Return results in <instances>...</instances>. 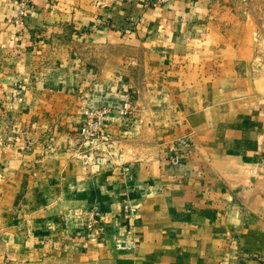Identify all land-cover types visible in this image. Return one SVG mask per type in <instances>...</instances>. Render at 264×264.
Instances as JSON below:
<instances>
[{
	"label": "crops",
	"instance_id": "0c3cea01",
	"mask_svg": "<svg viewBox=\"0 0 264 264\" xmlns=\"http://www.w3.org/2000/svg\"><path fill=\"white\" fill-rule=\"evenodd\" d=\"M33 2L0 0V263L264 264L260 28L231 0Z\"/></svg>",
	"mask_w": 264,
	"mask_h": 264
},
{
	"label": "built area",
	"instance_id": "2783aa9c",
	"mask_svg": "<svg viewBox=\"0 0 264 264\" xmlns=\"http://www.w3.org/2000/svg\"><path fill=\"white\" fill-rule=\"evenodd\" d=\"M16 6L19 8L20 15L18 17V23L24 25L26 19L29 16L30 11L34 7L33 0H12ZM172 0H149L152 6H166ZM17 98H22L24 92V85L21 83L16 84ZM133 106L131 99L127 98L121 114L124 117H130L133 113ZM108 115V110L96 109L87 110L85 112V120L82 129L79 134L83 139V145L87 149H94L106 146V135L104 133V122ZM181 157L179 155H174L171 157V163L173 165L181 164ZM101 212L98 207H94L86 220V228L88 231L93 232L97 237L100 235V225H101Z\"/></svg>",
	"mask_w": 264,
	"mask_h": 264
},
{
	"label": "rangeland",
	"instance_id": "374dc122",
	"mask_svg": "<svg viewBox=\"0 0 264 264\" xmlns=\"http://www.w3.org/2000/svg\"><path fill=\"white\" fill-rule=\"evenodd\" d=\"M236 6V13H238L243 18L251 20L255 23L261 31L264 39V0H231ZM100 229V228H99ZM101 235V233H100ZM102 243V242H97ZM39 251H29L25 256L24 260L19 261V264H43V261H40L41 257H38L37 253ZM49 258L52 259L53 253H48ZM39 258V261H38ZM77 258V257H76ZM8 263V262H7ZM3 261L0 264H7ZM46 264H55L53 261H46Z\"/></svg>",
	"mask_w": 264,
	"mask_h": 264
}]
</instances>
